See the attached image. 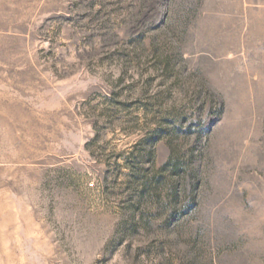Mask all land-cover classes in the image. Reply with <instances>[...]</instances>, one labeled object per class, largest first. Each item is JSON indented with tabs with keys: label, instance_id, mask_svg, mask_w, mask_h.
I'll use <instances>...</instances> for the list:
<instances>
[{
	"label": "rangeland",
	"instance_id": "1",
	"mask_svg": "<svg viewBox=\"0 0 264 264\" xmlns=\"http://www.w3.org/2000/svg\"><path fill=\"white\" fill-rule=\"evenodd\" d=\"M0 264H264V0H0Z\"/></svg>",
	"mask_w": 264,
	"mask_h": 264
}]
</instances>
